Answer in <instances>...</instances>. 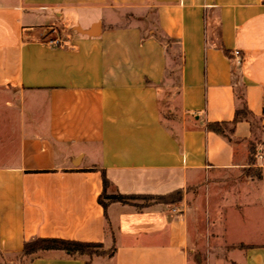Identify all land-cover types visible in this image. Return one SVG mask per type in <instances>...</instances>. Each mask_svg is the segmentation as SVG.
Listing matches in <instances>:
<instances>
[{"label":"crops","instance_id":"0c3cea01","mask_svg":"<svg viewBox=\"0 0 264 264\" xmlns=\"http://www.w3.org/2000/svg\"><path fill=\"white\" fill-rule=\"evenodd\" d=\"M0 91V264H264V0H0Z\"/></svg>","mask_w":264,"mask_h":264},{"label":"trees","instance_id":"16d2710c","mask_svg":"<svg viewBox=\"0 0 264 264\" xmlns=\"http://www.w3.org/2000/svg\"><path fill=\"white\" fill-rule=\"evenodd\" d=\"M248 115L246 109L238 110L236 112V116L232 122L233 125H236L240 122L243 118H246ZM228 126L227 124H213L209 125L215 131L224 134L222 127ZM233 131V129H231ZM103 182H104V192L99 198L100 204L105 208L108 207V203L104 202V199H108L109 202H123L128 203L130 201L136 199H142L149 201H155L156 203H164V204H172L178 201L181 198V192L177 191L165 196H153V195H114L108 196L107 195V188L110 185V181L106 177L105 173H103ZM147 206V205H146ZM102 245L97 243H86V242H79V241H71L59 238H40L37 237L31 241H27L24 245L23 252L21 257L26 259L27 261L33 260L37 257H40L44 252L51 251V250H61L65 251L72 256H89L92 257L93 255H106L111 254V252H105L101 250ZM87 264H91L87 262Z\"/></svg>","mask_w":264,"mask_h":264},{"label":"rangeland","instance_id":"374dc122","mask_svg":"<svg viewBox=\"0 0 264 264\" xmlns=\"http://www.w3.org/2000/svg\"><path fill=\"white\" fill-rule=\"evenodd\" d=\"M12 98L15 99L16 96L15 95H11L9 92L7 93V92L0 91V104H6ZM163 110H164V113H165L166 109L163 108ZM2 114L4 115L5 112L3 111ZM261 144H264V139L263 140L260 139L258 141V143L255 144V147H254V149L251 152V161H250L249 165L247 166L248 168H251V169L259 168V167L255 166L256 161H255V158H254V154L256 152V148L258 146H260ZM3 147H5V146H3ZM6 147H9V144H6ZM133 201L136 202V205H138L139 209L146 208L151 203H153V201L147 202L146 200H142V199H136V200H133ZM198 211H199L198 216H199L200 220H199V223L196 224V228L198 229L199 233H202V231H203V225H202L203 223H202V218H201L202 217V210H198ZM194 259L198 262V264H204V255H203L201 250H199V251L194 253ZM16 262H17V264H25L27 262V260L23 259L22 257H17L16 258Z\"/></svg>","mask_w":264,"mask_h":264},{"label":"built area","instance_id":"2783aa9c","mask_svg":"<svg viewBox=\"0 0 264 264\" xmlns=\"http://www.w3.org/2000/svg\"><path fill=\"white\" fill-rule=\"evenodd\" d=\"M49 45L52 47H60L66 45V42L60 38H52L48 41ZM235 64L240 66L243 62V53L240 50H234L231 54ZM254 158L256 161L255 166L257 167H264V144H261L256 148V152L254 154Z\"/></svg>","mask_w":264,"mask_h":264}]
</instances>
